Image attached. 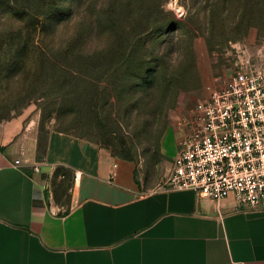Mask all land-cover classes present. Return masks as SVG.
Instances as JSON below:
<instances>
[{
  "label": "rangeland",
  "instance_id": "1",
  "mask_svg": "<svg viewBox=\"0 0 264 264\" xmlns=\"http://www.w3.org/2000/svg\"><path fill=\"white\" fill-rule=\"evenodd\" d=\"M67 3L74 16L58 32L51 13H38V0H0V122L39 115L42 140L49 129L68 132L118 163L133 164L144 193L162 189L168 150L176 143L178 149L191 133L192 109L222 88L241 62L261 58L264 0ZM84 22L89 23L87 54L108 62L105 57L118 49V72L108 73L101 61L89 67L85 87L97 86L103 96L98 116L89 105L73 108L58 123L53 41ZM112 23L113 31L108 30ZM138 70L143 74L131 81ZM58 178V189L71 192L72 176L61 172Z\"/></svg>",
  "mask_w": 264,
  "mask_h": 264
},
{
  "label": "crops",
  "instance_id": "2",
  "mask_svg": "<svg viewBox=\"0 0 264 264\" xmlns=\"http://www.w3.org/2000/svg\"><path fill=\"white\" fill-rule=\"evenodd\" d=\"M41 121L0 122V264H264V207L144 193L133 164L64 132L42 140Z\"/></svg>",
  "mask_w": 264,
  "mask_h": 264
},
{
  "label": "built area",
  "instance_id": "3",
  "mask_svg": "<svg viewBox=\"0 0 264 264\" xmlns=\"http://www.w3.org/2000/svg\"><path fill=\"white\" fill-rule=\"evenodd\" d=\"M191 114L192 131L161 188L214 201L234 197L246 209L264 207V50L261 58L241 62Z\"/></svg>",
  "mask_w": 264,
  "mask_h": 264
},
{
  "label": "trees",
  "instance_id": "4",
  "mask_svg": "<svg viewBox=\"0 0 264 264\" xmlns=\"http://www.w3.org/2000/svg\"><path fill=\"white\" fill-rule=\"evenodd\" d=\"M39 9L38 13L42 17H47L51 13V20L55 31H63V27H68L74 16V9L72 5L68 6L67 0H38ZM29 4V2L27 1ZM32 5V3H30ZM36 8V7H35ZM26 11H30L29 7H25ZM28 17V16H27ZM99 23V22H98ZM114 24H110L111 27L108 30L113 31ZM87 32H89V23L84 22L82 25L77 26L73 29V32L69 36L56 39L53 41V49L55 51L53 56V85L56 89L55 94L59 104L57 105L58 123L61 118L69 111L75 110L76 108L84 109L91 105L93 113L98 116L99 105L102 99V95L99 93L97 86L92 87L91 91L88 87H85L87 81V73L89 67L97 66L99 61L102 65H108L110 70L108 73L118 72V49L115 54L109 57H105L108 61L106 62L101 56H92L87 54L86 43H87ZM115 60V61H114ZM126 64L132 63V56L129 54L124 58ZM143 74L142 71L130 74L132 80H136ZM158 73H154L153 78H156ZM159 76V75H158ZM146 79V78H145ZM73 100H66L68 97ZM89 98V103L87 100ZM64 132V131H62ZM68 133V132H67ZM61 171H58V176Z\"/></svg>",
  "mask_w": 264,
  "mask_h": 264
}]
</instances>
